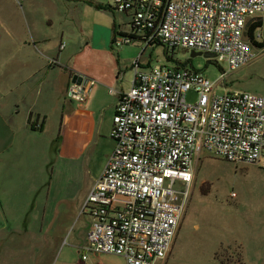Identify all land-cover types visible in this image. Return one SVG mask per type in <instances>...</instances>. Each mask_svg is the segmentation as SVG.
Returning <instances> with one entry per match:
<instances>
[{"label": "built area", "instance_id": "2783aa9c", "mask_svg": "<svg viewBox=\"0 0 264 264\" xmlns=\"http://www.w3.org/2000/svg\"><path fill=\"white\" fill-rule=\"evenodd\" d=\"M130 33L117 47L142 41L210 54L221 68L211 82L187 66L146 69L134 63L131 88L119 96L110 138L114 149L81 208L91 219L79 253L123 257L126 264H164L188 207L197 157L203 151L234 164L264 163V96L218 92L231 72L264 49V0H112ZM65 44L60 45L63 49ZM51 59V64H57ZM70 82L67 96L84 103L97 84ZM194 91L197 99L187 101Z\"/></svg>", "mask_w": 264, "mask_h": 264}, {"label": "rangeland", "instance_id": "374dc122", "mask_svg": "<svg viewBox=\"0 0 264 264\" xmlns=\"http://www.w3.org/2000/svg\"><path fill=\"white\" fill-rule=\"evenodd\" d=\"M112 6V0H0V21L4 26L15 27L21 38L28 39L36 29L40 30L51 39L53 51L62 42L65 44L62 51L64 63L86 78L91 76L87 72L93 70L97 57L95 50L89 52L87 49L109 42V50L99 57L112 59L113 56L115 59L120 54L124 59L120 63L123 66L122 84L128 90L132 86L133 66L137 60L142 64L150 63L151 68L182 66L176 64L180 61L201 72L211 82L219 79L221 68L226 69L225 65H218L204 53L192 55V51L172 50L160 44L148 46L142 55L143 46L138 41L122 47L112 46L107 37L114 34V21L128 30L123 25L127 20L119 14L114 15ZM260 16L264 39V14ZM48 20L51 24L47 23ZM255 52L251 63L231 72L226 81L217 86L218 92L240 90L264 96V49H255ZM108 62L104 64L108 65ZM196 99L194 91L188 92L189 103ZM72 102L78 110L87 100ZM79 118L84 119L81 115ZM112 119L113 115L102 118L99 129L87 142H84L87 140L85 135L72 134L69 127L64 129L58 140L59 159L55 162L56 156L51 155L52 188H65L69 201L68 214L63 219V226L68 228L69 234L63 247L82 220L83 215L80 216L79 212L82 199L103 171L114 149L110 138ZM39 164L38 161L36 167ZM23 206L22 202L19 211L15 208L21 222L27 217ZM36 206L37 209L30 210L27 218H39L42 213L40 198ZM34 229L30 227L31 234L35 233ZM19 237L21 240L26 238ZM20 246L25 247L26 242L21 241ZM11 255L15 264L31 262L27 253ZM164 264H264V163L234 164L204 151L200 153L195 164L191 198Z\"/></svg>", "mask_w": 264, "mask_h": 264}, {"label": "crops", "instance_id": "0c3cea01", "mask_svg": "<svg viewBox=\"0 0 264 264\" xmlns=\"http://www.w3.org/2000/svg\"><path fill=\"white\" fill-rule=\"evenodd\" d=\"M111 9L114 15L125 17ZM123 25L128 30L114 21V34L107 37L112 46L117 35L130 33L127 21ZM18 34L15 27L0 21V264H15L12 253H27L30 264H126L123 257L107 253H88L87 261L81 260L79 250L91 223L88 216L80 215L82 220L63 247L69 234L63 226L69 201L65 188H52L54 171H50L51 155L56 156L55 162L59 159L58 140L64 129L69 127L72 134L85 135L87 142L99 129L102 118L114 114L120 94L128 91L122 84L120 63L124 59L120 54L115 59L99 57L109 50V42L87 49L97 52L93 70L87 72L97 84L90 90L86 106L77 110L67 89L79 72L64 63L62 42L53 51L49 36L38 29L28 39ZM144 51L141 49L140 54ZM51 59L58 63L52 65ZM107 60L108 65L104 64ZM140 64L142 69L150 65ZM80 115L84 119L80 120ZM66 116L70 120L64 126ZM39 198L41 215L27 218L30 210L37 209ZM22 202L27 217L21 222L15 208L21 209ZM30 227L35 233L31 234ZM19 236L26 238L21 240ZM21 241L26 242L25 247L20 246Z\"/></svg>", "mask_w": 264, "mask_h": 264}, {"label": "trees", "instance_id": "16d2710c", "mask_svg": "<svg viewBox=\"0 0 264 264\" xmlns=\"http://www.w3.org/2000/svg\"><path fill=\"white\" fill-rule=\"evenodd\" d=\"M262 25H263V21H262L261 18H259L257 22L250 24V26H249V28H248V32H247L248 37L250 38V40H252V38H253V37H252V36H253V32H254L257 28H261ZM168 58H169L170 60L173 61L172 58H170V57H168ZM176 64H177V65L186 66V63H180V61H179V62L177 61Z\"/></svg>", "mask_w": 264, "mask_h": 264}, {"label": "water", "instance_id": "95a60500", "mask_svg": "<svg viewBox=\"0 0 264 264\" xmlns=\"http://www.w3.org/2000/svg\"><path fill=\"white\" fill-rule=\"evenodd\" d=\"M195 54L199 55V54H202V53L201 52H192V55H195ZM205 56L212 58V55H210V54H205ZM72 82H77L78 84L85 83L84 76L81 75V74H75L73 76V78H72ZM69 120H70V117L69 116H66L65 117V121H64V126H67L68 125Z\"/></svg>", "mask_w": 264, "mask_h": 264}]
</instances>
